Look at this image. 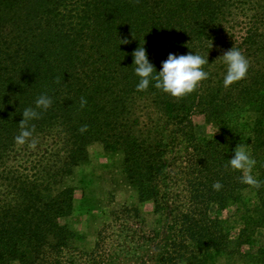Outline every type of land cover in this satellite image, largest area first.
I'll list each match as a JSON object with an SVG mask.
<instances>
[{"label": "trees", "instance_id": "trees-1", "mask_svg": "<svg viewBox=\"0 0 264 264\" xmlns=\"http://www.w3.org/2000/svg\"><path fill=\"white\" fill-rule=\"evenodd\" d=\"M139 44L157 71L169 53L208 55L209 77L180 98L151 84L137 91L132 53ZM232 47L249 69L226 88L220 56ZM42 93L52 106L29 121L35 131L18 145L21 112ZM197 118L219 132L200 133ZM94 142L122 151L139 200L172 216L171 243L216 247L211 206L238 201L246 187L242 171L226 167L236 146L250 148L252 170L264 181V0H0V264L58 259L74 233L61 222L74 188L62 183ZM182 174L184 199L162 188ZM255 191L264 216V185Z\"/></svg>", "mask_w": 264, "mask_h": 264}, {"label": "rangeland", "instance_id": "rangeland-1", "mask_svg": "<svg viewBox=\"0 0 264 264\" xmlns=\"http://www.w3.org/2000/svg\"><path fill=\"white\" fill-rule=\"evenodd\" d=\"M196 122L200 133L219 132L218 126L201 118ZM177 166L178 172L184 170L182 162ZM62 185L74 188L72 210L61 219L74 233L49 264H264V216L256 212L259 197L252 186L240 188L236 202L211 206L208 219L217 223L213 237L218 245L209 247L192 239L171 243L176 226L172 216L157 213L152 200H139L136 187L126 179L122 151H108L99 142L90 144L88 160L75 167ZM162 188L175 197L188 195L184 174L176 184L165 182ZM175 197L181 212H190L188 202Z\"/></svg>", "mask_w": 264, "mask_h": 264}, {"label": "clouds", "instance_id": "clouds-1", "mask_svg": "<svg viewBox=\"0 0 264 264\" xmlns=\"http://www.w3.org/2000/svg\"><path fill=\"white\" fill-rule=\"evenodd\" d=\"M121 43H128L127 39L121 40ZM133 64L134 73L139 78L136 84L137 91H145L150 84L158 89L180 98L192 93L203 80L208 79L209 72L205 71L203 66L209 64L208 55L202 56L196 52L188 54L169 53L167 58L161 61L160 70L157 71L155 65L150 61L147 49L140 45L134 50ZM222 63L225 65L223 74L224 87L230 86L232 83L246 77L249 69V61L237 48H230L224 52ZM52 97L46 93L40 94L35 100V107H26L23 109L22 119L19 122V134L14 137V141L18 145H24L29 137L35 131V125H30L29 121L39 119L42 112L52 106ZM87 101L81 97L80 106L83 108ZM39 109V111H37ZM81 133L87 131V125L80 127ZM35 147L33 141L30 145ZM257 161L252 156L250 150L243 146L235 147L234 156L228 159L226 167L233 170H241L242 175L239 177L241 183L260 189L264 185V181L257 179L252 175V169ZM222 184L216 181L212 184L214 190H219Z\"/></svg>", "mask_w": 264, "mask_h": 264}]
</instances>
